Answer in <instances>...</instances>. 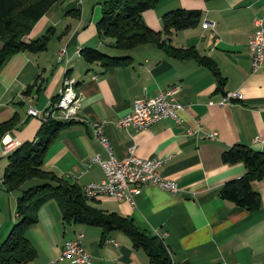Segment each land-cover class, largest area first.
Segmentation results:
<instances>
[{"label":"crops","instance_id":"1","mask_svg":"<svg viewBox=\"0 0 264 264\" xmlns=\"http://www.w3.org/2000/svg\"><path fill=\"white\" fill-rule=\"evenodd\" d=\"M103 0H57L33 24L24 39H32L48 28L46 48L39 52L18 51L0 64V122L15 116L13 126L0 135V243L15 221V198L20 189L4 190L1 173L7 163L2 142L20 144L34 138L39 120L28 116V106L45 112L57 99L61 81L74 79L79 105L73 120L61 127L47 145L42 167L78 187L102 178L91 158H106L104 149L91 136L90 122L109 120L102 127L116 158L133 154L161 160L158 171L172 179L177 191L169 193L148 185L133 196V202L107 196L88 199V204L106 212L129 217L148 235L165 245L172 264H264V175L252 185L260 207L247 211L218 196L224 182L244 172L241 162L221 161L220 154L234 143L264 151V57L252 70L247 39L254 19L264 24V0H159L141 16L145 24L160 30L162 12L175 7L196 9L194 27L172 31L167 37L175 47H194L209 57L224 78L221 91L204 66L190 59L167 56L154 44L130 50L111 47V39L99 38L95 21ZM207 21L212 24L202 28ZM81 46L108 55L126 53L125 65L103 69L99 62H85ZM63 50L62 54L59 52ZM32 84L26 93L22 91ZM175 87L174 99L182 105L181 121L165 118L147 128H116L112 123L131 108L133 101ZM238 91L239 100L219 105L222 92ZM56 98L49 103V101ZM208 101H212L208 104ZM198 123L201 133L188 132ZM213 132L208 139L202 134ZM35 180H27L26 187ZM37 220L25 230L35 250L26 264H71L60 258L64 240L82 234V246L91 264H148L145 254L131 247L126 235L113 231L101 237L99 227L63 223L55 201L37 209ZM112 242H105L106 238Z\"/></svg>","mask_w":264,"mask_h":264},{"label":"trees","instance_id":"2","mask_svg":"<svg viewBox=\"0 0 264 264\" xmlns=\"http://www.w3.org/2000/svg\"><path fill=\"white\" fill-rule=\"evenodd\" d=\"M56 1L0 0V64L15 52L35 53L46 48L50 28L35 38L26 40L24 37ZM157 3L159 0H103L95 21L98 37L110 38L111 47L123 51L149 43L156 45L169 57L193 60L210 70L216 80L215 90L221 91L224 78L214 62L209 57L200 55L192 46L186 48L173 46L167 37L172 31L197 25L199 10L179 7L165 10L160 15V30H153L145 24L141 14ZM78 54L85 62H99L103 69L125 65L131 60L126 53L108 55L89 46H81ZM31 86L32 84H28L22 92L26 93ZM55 98L56 96L49 103ZM15 118L11 116L0 122V135L13 126ZM71 121H41L32 140L17 144L4 154L7 163L1 173V184L6 191L17 189L20 191L15 198V221L0 243V264H26L34 258L35 250L25 236V230L36 222L37 209L48 200L55 201L63 223L99 227L101 237L113 231L121 232L127 236L132 248L145 254L148 264H172L165 245L156 235L144 233L129 217L89 205L88 199L94 198H86L81 192V187L42 167L48 143L61 127ZM220 157L223 162H241L244 172L222 184L218 190L219 198L243 210L258 209L259 195L252 183L264 175V151L252 149L242 143H234L223 150ZM27 180L35 181L21 188L20 186Z\"/></svg>","mask_w":264,"mask_h":264},{"label":"built area","instance_id":"3","mask_svg":"<svg viewBox=\"0 0 264 264\" xmlns=\"http://www.w3.org/2000/svg\"><path fill=\"white\" fill-rule=\"evenodd\" d=\"M255 28L252 35L247 39L249 50V64L252 70L256 69L264 57V24L260 19H254ZM211 27L212 24L204 21L202 28ZM63 50L59 52L61 55ZM68 77L61 81L59 99L55 100L52 111L41 112L28 106L26 114L42 120L73 121L79 120L76 116V109L79 105V95L71 96L68 87ZM175 87H170L159 91L153 96H143L131 104V108L123 116L113 120L116 128H125L130 126L135 130L144 129L161 119H171L175 123L181 121L179 112L182 105L174 99ZM241 95L238 91H228L222 94L216 102L219 105L239 100ZM212 101H208L211 104ZM109 120H94L90 122L91 136L99 143L106 153L105 159H100L97 155L91 158L98 163L102 171V178L98 181H91L81 186V192L86 198H95L97 196H107L117 200H125L132 203L133 196L141 188L152 185L163 191L174 193L177 191V185L174 180L164 177L158 168L161 160L155 157L141 158L133 154V145L127 148V155L122 158H116L112 147L107 138L102 133V127ZM189 134L201 133V126L196 123L188 132ZM202 136L212 139L213 132L202 134ZM17 145L14 140L8 139L2 142V151L10 149ZM105 242H112L111 238H106ZM67 258L71 264H91L89 255L82 246V234L76 233L73 237L63 241L60 247L59 259Z\"/></svg>","mask_w":264,"mask_h":264},{"label":"bare ground","instance_id":"4","mask_svg":"<svg viewBox=\"0 0 264 264\" xmlns=\"http://www.w3.org/2000/svg\"><path fill=\"white\" fill-rule=\"evenodd\" d=\"M67 79V78H66ZM66 79H64V81L66 80ZM74 80L72 79V78H70L69 80H68V87H69V90H70V94H71V96H78V94L74 91ZM59 95H60V90H59V93H58V96H57V99H59ZM56 99V100H57ZM53 106V105H52ZM52 106L48 109V110H46L45 112H49V111H52ZM42 121H45V120H42ZM12 147H14V146H12ZM11 147V148H12ZM10 148V149H11ZM9 150V149H8ZM8 150H6V151H8ZM2 153H4V151H2Z\"/></svg>","mask_w":264,"mask_h":264},{"label":"rangeland","instance_id":"5","mask_svg":"<svg viewBox=\"0 0 264 264\" xmlns=\"http://www.w3.org/2000/svg\"><path fill=\"white\" fill-rule=\"evenodd\" d=\"M163 1V0H162ZM150 9H153V8H150ZM159 22H160V18H159ZM161 28V27H160ZM35 37H37V36H35ZM34 37V38H35ZM66 78H68V77H65L64 79H66ZM64 79H63V81H64ZM73 79V78H72ZM74 80V79H73ZM74 90H75V88H74ZM4 155V154H3Z\"/></svg>","mask_w":264,"mask_h":264}]
</instances>
